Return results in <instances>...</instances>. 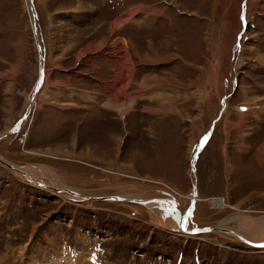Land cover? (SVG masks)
Here are the masks:
<instances>
[{
	"label": "rangeland",
	"instance_id": "rangeland-1",
	"mask_svg": "<svg viewBox=\"0 0 264 264\" xmlns=\"http://www.w3.org/2000/svg\"><path fill=\"white\" fill-rule=\"evenodd\" d=\"M27 2L0 0L1 157L262 240L264 0ZM21 177L0 162V264H264L170 204Z\"/></svg>",
	"mask_w": 264,
	"mask_h": 264
},
{
	"label": "bare ground",
	"instance_id": "bare-ground-1",
	"mask_svg": "<svg viewBox=\"0 0 264 264\" xmlns=\"http://www.w3.org/2000/svg\"><path fill=\"white\" fill-rule=\"evenodd\" d=\"M26 6L29 8V4H28V2H27V0H26ZM117 23H119L118 21H115V25L117 24ZM34 31H35V35H36V40L38 39L37 38V34H36V28L34 27ZM38 44V43H37ZM40 49V48H39ZM40 51V50H39ZM42 82V79H41V77H40V79H39V82L37 83V85L34 87V89L35 90H38L40 87V83ZM128 98V97H127ZM118 99V98H117ZM113 100V99H112ZM112 103L113 104H110L111 106L112 105H114L115 107H118V108H120V107H123V106H125V105H123V103H119V102H116L115 100H114V102L112 101ZM34 104V103H33ZM34 105H32V107H33ZM121 109V111H122V109L123 110H125V108H120ZM0 162L3 164V165H5V166H7L8 168H10L11 170H14V171H16V173H18L19 175H20V177L21 178H23V179H25V180H27V181H30V182H32V183H34V184H36V181H41V180H43L44 178H46V179H48V181H50V184H48V186H43V187H45V188H47V189H52V190H55V191H57L56 189H55V187L54 186H58L57 184H59L58 182V177H57V175H56V173H54V172H52V173H48V176H43V169H44V167L42 166V167H40V166H38V165H35V164H24V165H17V164H14V163H11L10 161H6L4 158H2L1 157V153H0ZM7 162V163H6ZM10 163H11V165H10ZM26 167L25 169H23V168H21V167ZM31 168V169H30ZM33 168H35L36 170H37V172H32L31 170L33 169ZM50 169V168H49ZM48 169V170H49ZM45 173V175H46V173L47 172H44ZM43 178V179H42ZM47 183H49V182H47ZM38 185V184H37ZM61 185V184H60ZM41 186V185H40ZM64 187L63 188H66L67 190H68V193H66L67 191H60V193H62V194H66L67 195V197H72V198H76V197H81V195H82V193H80V192H78V191H75V190H72L71 188H69V187H67V186H65V185H63ZM70 193V194H69ZM72 193H75V194H72ZM76 193L77 194H79V195H76ZM74 196V197H73ZM121 197H126V198H128V196H126V195H122ZM136 199V198H135ZM121 200H124V199H121ZM135 201H138L139 203H141L142 205H144V206H148V207H153V208H162L161 207V205H164V204H159V203H157V202H160V203H165V204H170V205H172V206H170V208H168L167 209V211H170L171 213H177V218L175 219V222H176V226H174V225H172V227H173V229L172 230H174V228H178V222H179V217H182V215H183V210H182V208H181V206H179V202H178V198H155L154 200H152V199H148V198H143V199H136ZM212 204L214 205V206H217V207H219L220 205H222L223 204V200L222 199H213L212 200ZM175 205V206H174ZM170 209V210H169ZM153 216V215H152ZM171 218V217H170ZM162 220H163V222L162 223H164V219L162 218ZM247 220V219H246ZM239 221H240V219H239ZM185 223V222H184ZM241 223H243V222H241ZM243 224H246V223H243ZM243 224H240L241 225V227L242 228H244V227H246V226H244ZM213 228L211 229V231H215V230H217V231H225V232H227V233H229V234H231V235H233V236H235V237H237L236 235H242L243 237H245L246 239H250V237L249 236H247L246 234H241V233H239V232H236L235 230H231V229H223V228H221V227H216V226H212ZM176 230H178V229H176ZM242 230V229H241ZM181 233H182V231H180ZM204 232H209V231H202V232H198V233H204ZM257 232H261V229L260 228H258V230H257ZM197 233V234H198ZM185 234H188V235H192V234H190V233H185ZM192 236H194V235H192ZM253 239V238H252ZM252 239H250V240H252ZM254 240V239H253ZM262 240H264V237L262 238ZM255 241H258V240H255Z\"/></svg>",
	"mask_w": 264,
	"mask_h": 264
},
{
	"label": "water",
	"instance_id": "water-1",
	"mask_svg": "<svg viewBox=\"0 0 264 264\" xmlns=\"http://www.w3.org/2000/svg\"><path fill=\"white\" fill-rule=\"evenodd\" d=\"M7 163V162H6ZM11 165V163H10ZM36 184L38 185H41V186H48V184L45 182V180H41V181H36ZM55 189L57 191H67L68 190L66 188H63V187H59V186H54ZM72 194H75V193H72ZM76 195H79L76 193ZM81 199H106V200H121V199H124V200H129V201H132V200H136L135 198H126V197H121L120 194H115V195H89V194H82ZM171 198H174V197H171ZM213 227L208 225V226H200V227H186L184 225V216L182 215V217H179V222H178V230H181L182 232L184 233H198V232H202V231H198V229H212ZM238 238H240L241 240H244L245 242H248L249 244H252V245H264V240H258V241H254V240H250V239H246L245 237H243L242 235H236Z\"/></svg>",
	"mask_w": 264,
	"mask_h": 264
},
{
	"label": "crops",
	"instance_id": "crops-1",
	"mask_svg": "<svg viewBox=\"0 0 264 264\" xmlns=\"http://www.w3.org/2000/svg\"><path fill=\"white\" fill-rule=\"evenodd\" d=\"M146 11H147V10H145L143 14L148 13V14L151 15V18L147 20V17H146V16H143L142 19H144V20L146 19V20L149 21L150 23H151V22L156 23V22H155V21H156L155 17L158 16V13H157V12H161V11H158V10L156 9V7L154 8V11H153V12H149V11L146 12ZM155 15H156V16H155ZM157 27H159V26H157ZM157 27L155 28V30H152L151 33H153V34H155V35H158V33H160V32H159V30L157 29ZM258 218H264V216H261V217H258Z\"/></svg>",
	"mask_w": 264,
	"mask_h": 264
},
{
	"label": "snow or ice",
	"instance_id": "snow-or-ice-1",
	"mask_svg": "<svg viewBox=\"0 0 264 264\" xmlns=\"http://www.w3.org/2000/svg\"><path fill=\"white\" fill-rule=\"evenodd\" d=\"M207 139H208L207 136L202 139L201 146L204 144V141L207 140ZM198 231H211V229H198Z\"/></svg>",
	"mask_w": 264,
	"mask_h": 264
}]
</instances>
